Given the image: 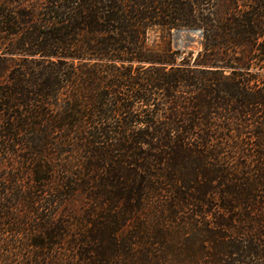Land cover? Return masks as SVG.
I'll return each instance as SVG.
<instances>
[{
	"label": "trees",
	"instance_id": "1",
	"mask_svg": "<svg viewBox=\"0 0 264 264\" xmlns=\"http://www.w3.org/2000/svg\"><path fill=\"white\" fill-rule=\"evenodd\" d=\"M215 4L0 0V264H264V0Z\"/></svg>",
	"mask_w": 264,
	"mask_h": 264
},
{
	"label": "rangeland",
	"instance_id": "2",
	"mask_svg": "<svg viewBox=\"0 0 264 264\" xmlns=\"http://www.w3.org/2000/svg\"><path fill=\"white\" fill-rule=\"evenodd\" d=\"M215 5H216V8L219 10L225 9L228 5V0H216ZM178 29H183V27L174 29L171 32V35H170L171 47L174 50H177L179 52H183L182 54H179L177 56L178 59L181 58V56L185 55L187 52H191L192 56L194 57L196 55V53L202 49L203 29L200 27H195L194 29H196L198 32H195V34L193 35V37L191 39H187L183 35H181V37L178 38L175 35L177 33ZM188 29H190V28H188ZM156 34H157V32L152 33L150 35V38L152 39L153 37L156 36ZM82 204H83L82 196L80 194H78L68 201L67 207L69 209L78 211L80 209V207L82 206Z\"/></svg>",
	"mask_w": 264,
	"mask_h": 264
},
{
	"label": "water",
	"instance_id": "3",
	"mask_svg": "<svg viewBox=\"0 0 264 264\" xmlns=\"http://www.w3.org/2000/svg\"><path fill=\"white\" fill-rule=\"evenodd\" d=\"M195 32H198V31L194 28H190V29L183 28V29H178L177 33L175 35L176 36L183 35L187 39H191L193 37V35L195 34Z\"/></svg>",
	"mask_w": 264,
	"mask_h": 264
},
{
	"label": "bare ground",
	"instance_id": "4",
	"mask_svg": "<svg viewBox=\"0 0 264 264\" xmlns=\"http://www.w3.org/2000/svg\"><path fill=\"white\" fill-rule=\"evenodd\" d=\"M177 37H178V38H180V37H181V35H178Z\"/></svg>",
	"mask_w": 264,
	"mask_h": 264
}]
</instances>
